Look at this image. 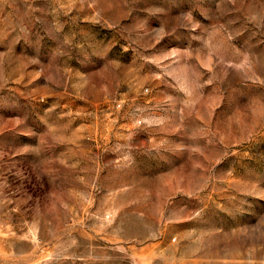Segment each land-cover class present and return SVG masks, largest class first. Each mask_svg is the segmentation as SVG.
I'll return each instance as SVG.
<instances>
[{"label": "rangeland", "instance_id": "1", "mask_svg": "<svg viewBox=\"0 0 264 264\" xmlns=\"http://www.w3.org/2000/svg\"><path fill=\"white\" fill-rule=\"evenodd\" d=\"M0 264H264V0H0Z\"/></svg>", "mask_w": 264, "mask_h": 264}]
</instances>
